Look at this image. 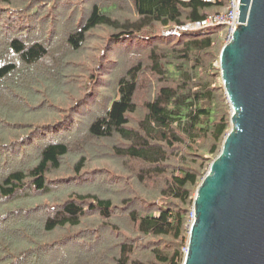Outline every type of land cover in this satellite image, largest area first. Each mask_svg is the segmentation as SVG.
Listing matches in <instances>:
<instances>
[{"label":"trees","instance_id":"trees-1","mask_svg":"<svg viewBox=\"0 0 264 264\" xmlns=\"http://www.w3.org/2000/svg\"><path fill=\"white\" fill-rule=\"evenodd\" d=\"M18 1L0 0V16L18 17L0 28V154L17 147L18 160L20 150L26 153L0 175V208L45 201L49 210H34L37 219L33 209L20 210L0 222V264H183L195 192L231 128L218 65L228 31L162 33L224 14L229 0H87L80 13L78 0H67L64 13H71L46 42L27 41L30 26L19 17L53 28L61 23L60 0H28L24 11ZM97 28L109 32L105 57L119 47L137 58L88 120L73 111L59 122L54 102L36 101L41 85L62 93L67 87L62 76L70 62L55 66L49 43L60 29L67 50L80 53ZM27 135L32 143L24 142ZM93 164L100 169L91 173ZM52 172L73 176L52 187ZM71 230L79 235L68 237L72 250L43 260L48 248L37 243L40 236Z\"/></svg>","mask_w":264,"mask_h":264},{"label":"water","instance_id":"water-1","mask_svg":"<svg viewBox=\"0 0 264 264\" xmlns=\"http://www.w3.org/2000/svg\"><path fill=\"white\" fill-rule=\"evenodd\" d=\"M218 65L230 131L199 184L183 264H264V0H239Z\"/></svg>","mask_w":264,"mask_h":264},{"label":"rangeland","instance_id":"rangeland-1","mask_svg":"<svg viewBox=\"0 0 264 264\" xmlns=\"http://www.w3.org/2000/svg\"><path fill=\"white\" fill-rule=\"evenodd\" d=\"M73 1V0H69ZM87 0H78L79 4L75 5L74 8L78 9V12L80 13L83 9L84 4L86 3ZM64 2L68 3L67 0H60L59 3L61 7L58 6L60 9L59 11V20L61 23H56V26L53 28L50 27H42V26H50V24L47 22V20H44L42 22H38L37 19L33 16H30L29 18H20L21 21L24 24H28L30 26V31H25L27 41H41V42H46L48 39H50V33H55L57 31V26L62 24L63 21L66 19V17L71 13V10H68V12L65 14V9H64ZM19 4L20 8L22 11H24L25 8L28 7V0H20L16 2ZM69 4V3H68ZM72 4V3H70ZM4 5H1L0 7H3ZM5 7V6H4ZM22 14H18L20 16ZM13 18H18L16 16H0V28L1 29H7L10 25V22ZM80 18V16L77 18V20ZM76 23V22H75ZM60 28V29H61ZM59 29V32L56 34V37L49 43L50 47V55H49V60H54L56 65L59 63H63L64 59L66 61L70 62V66L67 71L63 73L62 76V81L66 84V88L61 92V89L57 90H50L49 88L42 86L41 85V90H43V95L42 97L36 99V101H42L45 99V101H49L50 103L54 102L58 107L55 108L56 114L53 116L57 121L65 119V117H69V115L72 114L73 111H75L77 114H81L79 116L81 119L80 121L85 122L88 120L90 115L97 111L99 108V105H101V99L105 96L109 97L112 94V90L114 89L115 85V80L118 75L122 74L123 71L126 69L128 64H132L133 60H136L137 57H134L132 59V51L130 48L128 52L130 53H123L119 47L117 49H114V51L108 53L105 57V48L109 49L108 46H105V42L109 39V32L105 28H97L94 31H92L89 36H88V41L85 44V47L80 53H73L67 50L66 45L64 43V39L62 38L63 32H61ZM227 43V42H226ZM225 45V43H224ZM223 45V46H224ZM52 57V58H50ZM46 68V67H45ZM45 69H42V72ZM95 78V79H94ZM94 79V80H92ZM92 80V81H91ZM88 90V91H86ZM90 91L91 94L87 95ZM31 92H23L19 96V101H24V98H28L29 94ZM86 94L89 98L87 102H85V97L81 98L83 94ZM80 99L79 101H76L75 99ZM85 102L80 106L82 102ZM33 101L29 104L32 109H33ZM48 104V102H47ZM45 116H48L45 114ZM64 118V119H63ZM85 120V121H84ZM78 124L76 123L72 129H74ZM8 128H6L7 130ZM2 134L0 132V138L2 137ZM23 139V134L17 130V140ZM29 139V136L27 135L24 139V142ZM74 146L77 147V145L81 142V138L75 137L74 139ZM25 143H32V140H29V142ZM75 149V148H72ZM19 148L14 147L13 150H7L4 151L5 153L0 154V175H2L5 172V167H9V164L14 163L15 161H21L22 158L25 155V151H19L17 155L18 160L13 157L12 154H14L15 151H18ZM18 162V163H19ZM6 165V166H5ZM63 165H65L67 168L69 166L68 160L65 159L63 161ZM113 167H110V169L116 168V166L112 163ZM99 165L93 164L90 166L89 171L93 173L94 171H98ZM69 169V168H68ZM106 169V168H103ZM65 171V170H64ZM62 171V172H64ZM110 171V170H109ZM51 176L49 179L52 181V187L56 186L59 182L64 181V180H69L72 179L73 174L71 173H59L56 174L52 172L50 174ZM105 182H108L106 180ZM99 183L98 185H102L103 183ZM40 208H46L49 210V205H45V201L37 202V201H32L28 205H25L22 207V201L18 202L17 204H13L9 207L6 208H0V222H3L7 217H10L14 215L13 217L17 216L15 215L18 213L20 210H27V209H33L29 210V214L31 215L34 219H37L39 216L35 214L34 210L40 209ZM29 217V218H30ZM29 218H26L29 220ZM20 223H23L22 221H19ZM98 224V223H97ZM17 224L13 225L12 228L10 229V232L13 233L15 230ZM98 226H92L91 229H97ZM3 227H0V229ZM33 228V227H32ZM32 230L29 228L28 233L31 236L29 237L32 238ZM78 230H71L69 232L64 233L63 231H56L51 234H46V235H41L40 238L38 239L37 243L40 241L43 243L44 249L48 248L46 252L43 253L42 259L43 260H48V262H51V260L54 259H59L60 256L64 255V253L70 252L72 250V246L70 248V244H68L69 240L68 237L71 238L73 235L74 236H79V235H74L77 234ZM28 234V235H29ZM67 236V237H66ZM82 238L84 240H88L87 236ZM85 245V244H83ZM31 263H35L34 259L29 260Z\"/></svg>","mask_w":264,"mask_h":264},{"label":"built area","instance_id":"built-area-1","mask_svg":"<svg viewBox=\"0 0 264 264\" xmlns=\"http://www.w3.org/2000/svg\"><path fill=\"white\" fill-rule=\"evenodd\" d=\"M204 1L211 3L214 0H204ZM238 8H239V0H229L228 12L220 15H210L200 21L188 23L185 25L175 26L171 30L164 31L162 35L179 37L184 32L201 30L213 26H224L227 28L228 31V35H227V42H228L230 40L231 34L238 25V15H239ZM186 251L187 249L184 251L185 254Z\"/></svg>","mask_w":264,"mask_h":264}]
</instances>
